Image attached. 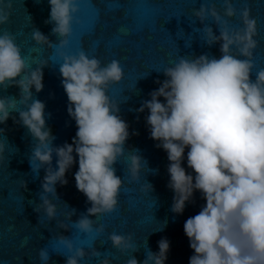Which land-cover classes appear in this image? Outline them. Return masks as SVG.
<instances>
[{
    "label": "clouds",
    "instance_id": "clouds-1",
    "mask_svg": "<svg viewBox=\"0 0 264 264\" xmlns=\"http://www.w3.org/2000/svg\"><path fill=\"white\" fill-rule=\"evenodd\" d=\"M48 3L50 13L45 23L52 24L51 34L60 38L58 49L64 48L72 31L73 16L79 11L77 0H48ZM223 7L224 17L236 15L231 0H223ZM11 8V0H0V25L9 21ZM193 15L201 24L206 16L213 18L219 36L206 26L205 42L209 46L220 44V58L180 57L163 70L165 79L155 81L159 87L149 93L150 99L144 100L136 111L148 110L145 120L149 138L158 141L156 147L167 153L166 186L173 192L171 211L182 214L186 203L192 202L194 191H199L205 201L199 213L189 217L183 226L193 250L188 264H264V68L255 73V80L251 79L255 67L253 52L258 46L254 39L257 21L248 7L240 10L243 27L236 30L227 27V20L214 5L201 4ZM31 38L36 45L53 46L39 29H33ZM233 48L238 56L232 54ZM58 55L62 59L59 73L68 100L67 113L77 128L72 142L53 146L55 137L46 127L45 104L32 99L31 89L36 93L43 89L42 68L48 62L42 60L34 70L26 71L28 66L21 49L9 32L0 34V86H17L19 101L31 100V103L26 110L17 111L14 98H0V124L10 118V111H17L19 120L14 118L13 122L25 127L36 141L29 164L37 173L44 168L45 175L39 194L41 203L34 211L39 213L42 208L49 221L55 219L56 206L45 194L58 198L55 186L66 185V172L78 163L75 186L91 207L73 224L85 235L93 231L101 233L104 226L94 228V220L89 217L116 209L123 181L115 174L113 165L124 154V144L129 138V126L118 115L117 103L106 92L110 84L122 80L124 73L117 60L101 66L97 58H89L83 51L76 55L58 52ZM3 131L0 129V133ZM186 148L187 166L194 176L186 174L181 166ZM3 151L2 144L0 152ZM34 161L38 162L35 168ZM128 161V173L136 180L141 157L130 154ZM147 184L150 191L154 190ZM22 187L26 189L25 182ZM108 239L115 249L133 248L131 235L113 233ZM57 240L69 253L73 252L69 238L58 235ZM157 245L158 252L149 249L143 261L131 256L126 264H165L170 242L162 237ZM90 254L100 256L95 248ZM38 255L42 264H47L46 249L41 248ZM86 255L84 248L78 247L74 254L67 255L65 264H79ZM100 264L111 261L105 257Z\"/></svg>",
    "mask_w": 264,
    "mask_h": 264
},
{
    "label": "water",
    "instance_id": "water-1",
    "mask_svg": "<svg viewBox=\"0 0 264 264\" xmlns=\"http://www.w3.org/2000/svg\"><path fill=\"white\" fill-rule=\"evenodd\" d=\"M231 2L236 15L228 18L223 15V0H77L79 11L73 16L68 44L58 49L60 38L51 34L53 25L45 23L50 13L48 0H11L10 18L0 25V34L9 32L15 37L28 66L26 71L34 70L42 60L48 62L42 68V91L36 93L34 88L31 91L32 99L45 104L46 127L55 137L53 146L71 143L77 131L75 121L67 113L68 100L59 73L62 59L58 52L76 55L83 51L89 58H97L101 66L112 60L120 63L123 78L110 84L106 94L117 103L118 115L128 124L129 138L124 144V154L113 165L115 174L123 181L116 209L89 217L94 220V228L103 225L104 231L85 235L74 227L73 223L91 207L75 186L74 173L78 163L66 172L68 183L55 186L58 198L45 194L56 206L55 219L49 221L42 208L39 213L34 211L41 203L39 194L45 175L44 168L37 173L29 164L28 158L36 141L25 127L13 122L14 118L19 120L17 111L26 110L31 100L21 103L20 89L15 85L0 86V98H14L17 110L10 111V118L0 124V129L4 130L0 133V145L4 146L3 153L0 152V264H42L38 255L41 248L48 252L47 264H65L67 255L74 254L78 247L88 253L79 264H100L105 257L111 264H126L131 256L140 262L146 258L147 250L158 252L157 242L162 237L170 242L165 264H188L193 250L183 226L189 217L199 213L205 201L199 191H194L192 202L186 203L182 214L171 211L173 192L166 186L169 181L167 153L156 147L158 141L149 138L145 120L148 110L138 113L136 109L159 87L155 81L165 79L163 70L174 65L180 57L190 59L207 55L220 58V44L209 46L205 42L203 28L206 26L219 36L213 18L206 16L201 24L193 15L201 4L205 7L214 5L227 20L230 30L243 27L240 10L250 9L251 17L257 21L254 39L258 46L253 52L255 67L251 76L255 80V73L264 68V0ZM34 28L48 37L52 48L34 43L31 38ZM232 54L238 56L235 48ZM159 99L164 102L162 97ZM187 151L186 148L181 166L186 174L194 176L187 166ZM130 154L141 157V170L136 180L131 179L127 170ZM73 156L75 158V153ZM36 164L38 162L34 161L33 168ZM52 168H56L55 153ZM23 182L26 189L22 187ZM147 183L154 190L150 191ZM72 209H75L73 215ZM59 224L68 229L59 228ZM113 233L125 237L131 235L133 248L123 251L113 248L108 239ZM58 235L71 240L72 253L58 242ZM92 248L99 251L100 256H92ZM135 249L138 251L133 252Z\"/></svg>",
    "mask_w": 264,
    "mask_h": 264
}]
</instances>
